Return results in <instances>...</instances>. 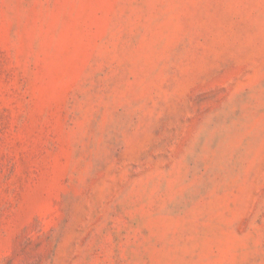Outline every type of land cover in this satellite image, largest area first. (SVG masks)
<instances>
[{"label":"rangeland","instance_id":"rangeland-1","mask_svg":"<svg viewBox=\"0 0 264 264\" xmlns=\"http://www.w3.org/2000/svg\"><path fill=\"white\" fill-rule=\"evenodd\" d=\"M0 264H264V0H0Z\"/></svg>","mask_w":264,"mask_h":264}]
</instances>
